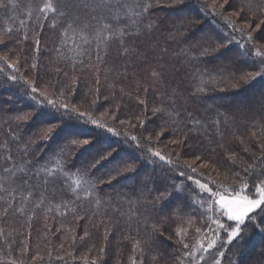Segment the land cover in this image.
<instances>
[{"label":"trees","instance_id":"obj_1","mask_svg":"<svg viewBox=\"0 0 264 264\" xmlns=\"http://www.w3.org/2000/svg\"><path fill=\"white\" fill-rule=\"evenodd\" d=\"M143 2L152 7L138 38L98 45L94 39L85 43L63 18H41L43 0H0L6 5L0 7V173L9 153L17 169L24 167L18 155L24 151L41 161L38 168L46 177L44 170L59 171L58 164L79 168L101 150L116 148L100 172L92 169L84 177L93 184L115 163L138 161L135 170L111 184L102 180L90 194L81 190L79 197L73 189L82 173L60 171L39 207L29 202L23 213L0 215V264H189L201 255L197 264H264V235L249 228L242 248L226 243V233L216 230L212 219L231 222L209 208V195L195 183L225 194L247 183L253 197V183L261 182L264 75L247 74L264 72V45L257 41L253 47L247 35H259L255 26L264 28V0H229L223 8L219 0L214 9L213 0H185L179 14L172 0ZM89 12L82 11L81 19ZM146 27L150 36L142 34ZM7 63H15V70ZM49 99L75 114L84 112L83 120L91 117L105 129L70 121L45 143L39 126L59 119ZM33 109L34 118H21ZM108 126L117 134L107 133ZM70 135L96 139L82 149L67 145L61 151L57 142ZM149 147L172 163L152 157ZM5 207L0 201V214ZM217 235L216 246L203 253L200 245Z\"/></svg>","mask_w":264,"mask_h":264},{"label":"snow or ice","instance_id":"obj_2","mask_svg":"<svg viewBox=\"0 0 264 264\" xmlns=\"http://www.w3.org/2000/svg\"><path fill=\"white\" fill-rule=\"evenodd\" d=\"M217 2H219V0H213V9ZM228 3L229 0H223V2L220 3V7L223 8ZM184 4L185 0H172L170 6L174 7L176 13L179 14L185 11V8L182 7ZM0 7H6V5L0 3ZM151 7L152 5L150 3H144L143 0H43L38 11L43 19L51 17L52 20L55 21L58 17L63 18L67 23V27L72 29L73 32L80 33L81 39H83L85 43H89L90 40L94 39L99 45L100 43L107 44L110 40L118 39L123 45L128 38H138L140 33L137 29L139 25L147 19ZM84 10H90V12L87 19L82 20L80 13ZM210 14H214V12ZM233 14L236 15V13ZM226 24L231 25L232 21H226ZM261 25H264V21H261ZM90 26L93 28L92 32H88ZM149 26H151L150 21ZM249 27L253 28L252 25H249ZM254 31L259 35L254 36L252 33H249L247 35V41L252 44L253 47H255L257 41H259L261 45H264V28L255 26ZM142 34L144 36L151 35L147 27L143 30ZM217 40L222 46L226 44V41L220 40L219 37H217ZM35 43L36 50L39 51V40ZM256 56L261 57V53L257 51ZM97 58L101 59L99 52ZM3 59L7 62L8 58L4 57ZM260 64L264 65V57L260 59ZM33 67H35V65H33ZM7 68L15 70V63H7ZM0 71H3V69H0ZM261 75H264V72H249L247 77L249 79H255L257 76ZM8 78L13 81L16 80L15 75H11ZM241 79H244V77H241ZM200 90L202 91V89ZM36 91V87L31 88L32 93H36ZM139 102L145 105V111H147V101L142 99ZM47 105H50L55 110L54 113H59V119L56 120V122H46L39 126L42 132L41 138L45 143L49 140H54L59 129L63 127L66 122L70 121L90 123L94 128L105 129V125L102 122L92 119L91 117H88L87 120H83L82 118L85 117L84 112L75 114L76 110L74 108H68L66 105L57 107L55 101L52 99L47 100ZM61 109L64 110L61 111ZM153 111L154 113H160L161 109L155 108ZM36 114L37 110L33 109L31 114H25V116L21 118H34ZM121 123H123V121H121ZM157 127H159V125ZM106 131L112 135L117 134L111 126H108ZM95 139V137L84 138L70 135L57 143L61 146V151L63 147L67 145H71V150L76 151V149H82L91 145L94 143ZM131 140L136 141L137 137L132 136ZM172 143H181L185 147L187 146L184 141L173 140ZM137 146H139V144H137ZM116 151V148L101 150L91 157L85 165L79 168L73 164V167L68 169L65 163L64 168L61 169L58 164L57 168L59 171L56 169L44 170L47 172L46 177L41 176L42 170L38 168L41 161L38 158L33 161L31 158L32 154L26 151L18 153L20 158L24 160V167L17 169L16 157L9 153L8 156L4 157L5 166L2 169V173H0V192L6 194V196L0 195V201L6 205L4 212L0 215L7 217L10 210L12 212L23 213L25 206L29 202L34 203L35 207H39L40 204L44 202V192L49 190V184L53 187L55 186L60 171H79L82 173L81 178L74 181L76 187L73 191L76 192L77 197H79L81 190H83L85 194H90L89 189H93L95 185L100 184L102 180L106 179L107 182L111 184L112 181L116 180L117 177L121 176L123 173L135 170L134 166L138 161L125 160L115 163L112 168L105 171L106 177L98 178L94 184L90 180L84 178L88 176L92 169H95L96 172H100V166L110 160ZM261 151L264 152V147L261 148ZM148 152L152 157L158 158L159 161L164 162L165 165L172 163V161L160 151L153 150L149 147ZM195 159L199 160L201 157L196 156ZM262 163H264V160H262ZM92 175H95V172H93ZM180 175L183 176L184 173L181 172ZM188 179L191 180L192 177H188ZM258 179H260V183H253V197H250L246 193V190L249 188L247 183H245L239 191L233 190L235 194L229 196L220 191H213L206 183H201L200 180L195 181L200 189L205 190L209 197L214 198V203L220 209L223 217H226L227 221L232 222L226 225L221 222L220 219H212V223L215 224L216 230H223V232L226 233V243L238 249L243 247L240 241L245 240L244 233L247 229L251 228L253 234L259 232L264 235V217H259L260 213H264V173H262ZM37 189L42 190L38 200H34ZM102 190L103 189H101V191ZM167 195V190H165V196ZM209 208H211V204ZM257 217H259L258 220L256 219ZM85 235H87V233H85ZM218 238L219 236L217 235V238L210 240L207 246L201 244L200 249L202 252L206 254L209 253L210 250L216 246ZM183 247L188 249L189 245L185 243ZM219 255L222 257L224 253L220 252ZM193 256L195 258V254H193ZM261 256L264 258V248H262ZM199 259L203 261L204 257L201 255ZM12 264H15V262L13 261ZM215 264H220V261L216 260Z\"/></svg>","mask_w":264,"mask_h":264},{"label":"rangeland","instance_id":"obj_3","mask_svg":"<svg viewBox=\"0 0 264 264\" xmlns=\"http://www.w3.org/2000/svg\"><path fill=\"white\" fill-rule=\"evenodd\" d=\"M197 185V184H196ZM197 188L201 191V192H203V193H206L207 195H208V193L205 191V190H203V189H200L199 188V185H197ZM221 193H223V192H221ZM223 194H225V193H223ZM225 195H229V196H232V195H234V194H225ZM210 200H211V205L218 211V214H219V216L220 217H223V215L221 214V211H220V209L218 208V206L217 205H215V203H214V198H211L210 197ZM225 220H226V217H223ZM232 223V222H231ZM187 261V260H186ZM200 262V260L198 261V262H196L194 259H192L191 261H188V263L189 264H197V263H199Z\"/></svg>","mask_w":264,"mask_h":264}]
</instances>
